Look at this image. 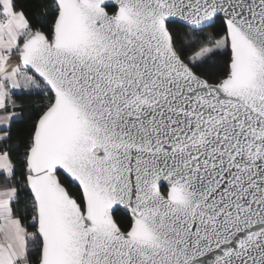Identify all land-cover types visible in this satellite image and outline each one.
Instances as JSON below:
<instances>
[{
  "label": "snow or ice",
  "instance_id": "obj_1",
  "mask_svg": "<svg viewBox=\"0 0 264 264\" xmlns=\"http://www.w3.org/2000/svg\"><path fill=\"white\" fill-rule=\"evenodd\" d=\"M0 264H264V0H0Z\"/></svg>",
  "mask_w": 264,
  "mask_h": 264
},
{
  "label": "trees",
  "instance_id": "obj_2",
  "mask_svg": "<svg viewBox=\"0 0 264 264\" xmlns=\"http://www.w3.org/2000/svg\"><path fill=\"white\" fill-rule=\"evenodd\" d=\"M21 2H23V0H21Z\"/></svg>",
  "mask_w": 264,
  "mask_h": 264
}]
</instances>
